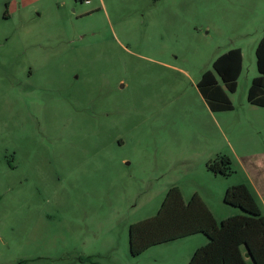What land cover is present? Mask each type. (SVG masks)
Returning a JSON list of instances; mask_svg holds the SVG:
<instances>
[{
  "label": "rangeland",
  "instance_id": "374dc122",
  "mask_svg": "<svg viewBox=\"0 0 264 264\" xmlns=\"http://www.w3.org/2000/svg\"><path fill=\"white\" fill-rule=\"evenodd\" d=\"M263 34L264 0H0V264H187L205 234L133 256L129 228L173 183L214 180L209 150L264 214V107L244 106ZM232 48L221 131L197 84Z\"/></svg>",
  "mask_w": 264,
  "mask_h": 264
},
{
  "label": "trees",
  "instance_id": "16d2710c",
  "mask_svg": "<svg viewBox=\"0 0 264 264\" xmlns=\"http://www.w3.org/2000/svg\"><path fill=\"white\" fill-rule=\"evenodd\" d=\"M256 63L259 75L252 79L247 99L264 107V34L256 47ZM242 69V50L232 48L215 59L213 70L202 73L197 85L211 110L234 109L229 93L237 91ZM231 164L228 155H219L209 160L207 167L214 174L230 176ZM224 201L243 213L219 221L199 194L185 200L178 186L170 187L154 216L130 225L131 255L138 256L153 246L203 233L207 243L194 251L187 264H249V258L255 264H264V214L255 195L246 183H239L228 187Z\"/></svg>",
  "mask_w": 264,
  "mask_h": 264
},
{
  "label": "crops",
  "instance_id": "0c3cea01",
  "mask_svg": "<svg viewBox=\"0 0 264 264\" xmlns=\"http://www.w3.org/2000/svg\"><path fill=\"white\" fill-rule=\"evenodd\" d=\"M263 36V35H262ZM261 39V38H260ZM260 41V40H259ZM242 50V49H241ZM242 54H243V52H242ZM229 97H230V99L232 100V97H231V95H230V93H229ZM232 102H233V100H232ZM248 104V106H246L245 104H244V106H245V108H249L250 109V105H252V104H250V102L248 101L247 102ZM208 104V103H207ZM233 105H234V109L233 110H230V111H213V110H211V108L209 107V104H208V107L210 108V110H211V115L213 116V118H214V122H215V124H218L219 125V127H220V129H221V131H224L223 130V128H222V126H221V124H220V121H219V117L223 120V123L226 125V126H229L228 128H232L234 125L232 124V122H231V124H230V122L228 121V119L230 118V115L229 114H227L228 112H232V111H235L236 110V105H235V103L233 102ZM246 114V113H245ZM263 115H264V111H256V110H252L251 112H249L248 113V117L252 120V121H255V122H258L257 120L259 119V120H262L263 119ZM261 116V117H260ZM246 117H247V114H246ZM245 117V118H246ZM242 118H243V115H242ZM231 119V118H230ZM240 120H242V119H240ZM221 151H217V152H215L214 150L212 151V150H209L207 153H206V155L203 157V160H204V162H205V164H207V162L209 161V160H211V159H214V158H216V156L217 155H219V154H222V153H220ZM223 154H225V155H228V154H226V153H223ZM230 157V156H229ZM239 157V156H238ZM216 176H214L215 178H214V180H210L209 178H207L206 180L208 181L207 182V184L206 185H198V186H188V185H183L182 183H181V181H178L177 183H173L170 187H172V186H178L180 189H181V191H182V194H183V196H184V199L185 200H189L190 198H191V196L193 195V194H195V193H197V194H199L201 197H202V199L205 201V203L207 204V206L209 207V209L213 212V214H214V216L217 218V220H222V219H224V218H227V217H229V216H232V214H229V215H217V213H216V211H215V209L213 208V206L211 205V203H209V201H208V199L207 198H209V199H215L216 197L218 198V197H222V198H224V196H225V192H226V190L228 189V187H230V186H232V185H235V184H239V183H246L248 186H249V188L251 189V187H253L255 190H258V188H257V186H256V183L254 182V180H253V178H252V176L250 175V173L248 172V174H247V178H248V182L250 183V185H249V183L247 182V181H239V182H235V181H233V180H219V178H218V176H217V174H215ZM230 179V178H229ZM169 187V188H170ZM251 191H252V189H251ZM253 192V191H252ZM205 194H206V197H205ZM235 214V213H234ZM195 235H198V234H195ZM195 235H192V236H189V237H193V236H195ZM186 238H188V237H186ZM207 241H208V239H206V241H204L203 243H200L199 245H197L196 247H195V249H193L194 251L198 248V247H200V246H202V245H204V244H206L207 243ZM150 249V248H149ZM147 251V250H146ZM145 251V252H146ZM194 251H193V253H194ZM192 253V254H193ZM143 254V253H142ZM192 256V255H191ZM191 258V257H190ZM190 260V259H189Z\"/></svg>",
  "mask_w": 264,
  "mask_h": 264
},
{
  "label": "water",
  "instance_id": "95a60500",
  "mask_svg": "<svg viewBox=\"0 0 264 264\" xmlns=\"http://www.w3.org/2000/svg\"><path fill=\"white\" fill-rule=\"evenodd\" d=\"M246 256L249 257V254L247 253Z\"/></svg>",
  "mask_w": 264,
  "mask_h": 264
},
{
  "label": "built area",
  "instance_id": "2783aa9c",
  "mask_svg": "<svg viewBox=\"0 0 264 264\" xmlns=\"http://www.w3.org/2000/svg\"><path fill=\"white\" fill-rule=\"evenodd\" d=\"M86 2H89L90 0H85Z\"/></svg>",
  "mask_w": 264,
  "mask_h": 264
}]
</instances>
